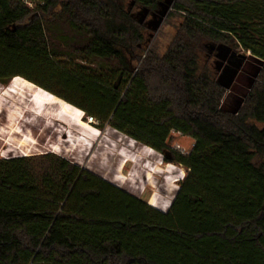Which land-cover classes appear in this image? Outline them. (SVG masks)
<instances>
[{"label":"trees","instance_id":"trees-1","mask_svg":"<svg viewBox=\"0 0 264 264\" xmlns=\"http://www.w3.org/2000/svg\"><path fill=\"white\" fill-rule=\"evenodd\" d=\"M170 9L161 54L147 33ZM239 47L254 62L231 109ZM15 77L188 172L162 211L52 153L0 158V264H264V0H0V83Z\"/></svg>","mask_w":264,"mask_h":264},{"label":"rangeland","instance_id":"rangeland-1","mask_svg":"<svg viewBox=\"0 0 264 264\" xmlns=\"http://www.w3.org/2000/svg\"><path fill=\"white\" fill-rule=\"evenodd\" d=\"M28 4L31 8L35 6ZM170 11L147 33L148 48L153 44L161 54L182 19L180 15H170ZM152 19L148 16L146 22ZM235 50L238 54H250L240 47ZM217 61L220 59L215 56L210 58L208 73L214 72L218 78L221 69ZM253 68L249 64L241 73L235 83L237 91L246 89ZM242 101L239 92L228 89L225 102L231 109H237ZM99 124L81 109L22 77H15L7 84L0 83V158L52 153L167 211L187 168L165 161L161 152L137 143L108 123L104 127ZM194 143L191 137L176 131H172L167 140L168 148L182 154H188Z\"/></svg>","mask_w":264,"mask_h":264},{"label":"water","instance_id":"water-1","mask_svg":"<svg viewBox=\"0 0 264 264\" xmlns=\"http://www.w3.org/2000/svg\"><path fill=\"white\" fill-rule=\"evenodd\" d=\"M162 15H165V12H163ZM158 25L159 24H156L154 26L157 27ZM230 52L231 51L229 49L226 52H223L222 50H220V53L218 55L220 56L221 59L225 60L230 55ZM236 55L241 58V61H239V63L234 68H232V67H229V68L226 67L222 71L221 79L224 82V84H225V86H226L227 89H229L232 86L233 82L235 81L236 77L238 76V74H239V72H240V70L242 68V65L244 63V60H246L247 57H248L246 54L233 53L230 56V61H231V59L233 60ZM219 65L221 67L222 64L220 63Z\"/></svg>","mask_w":264,"mask_h":264},{"label":"bare ground","instance_id":"bare-ground-1","mask_svg":"<svg viewBox=\"0 0 264 264\" xmlns=\"http://www.w3.org/2000/svg\"><path fill=\"white\" fill-rule=\"evenodd\" d=\"M80 123H81V125L86 126V124L84 122H80Z\"/></svg>","mask_w":264,"mask_h":264},{"label":"flooded vegetation","instance_id":"flooded-vegetation-1","mask_svg":"<svg viewBox=\"0 0 264 264\" xmlns=\"http://www.w3.org/2000/svg\"><path fill=\"white\" fill-rule=\"evenodd\" d=\"M154 24V23H153ZM82 170H84L83 168H82Z\"/></svg>","mask_w":264,"mask_h":264}]
</instances>
